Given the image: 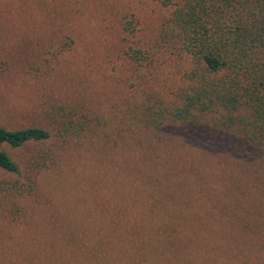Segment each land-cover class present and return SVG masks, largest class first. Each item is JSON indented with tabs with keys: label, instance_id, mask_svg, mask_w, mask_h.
<instances>
[{
	"label": "rangeland",
	"instance_id": "1",
	"mask_svg": "<svg viewBox=\"0 0 264 264\" xmlns=\"http://www.w3.org/2000/svg\"><path fill=\"white\" fill-rule=\"evenodd\" d=\"M171 15L155 0H0V126L52 133L3 147L20 173L0 171V264H205L203 248L220 264H264V149L139 122V106L182 86L161 42ZM132 18L142 67L126 55ZM60 107L97 132L62 144L48 114ZM175 229L193 251L158 258Z\"/></svg>",
	"mask_w": 264,
	"mask_h": 264
},
{
	"label": "trees",
	"instance_id": "2",
	"mask_svg": "<svg viewBox=\"0 0 264 264\" xmlns=\"http://www.w3.org/2000/svg\"><path fill=\"white\" fill-rule=\"evenodd\" d=\"M155 1L172 10L161 42L179 57L185 69L182 86L172 97L156 95L137 108L139 122L156 136L167 125L181 130L207 129L233 133L247 145L264 149V0ZM123 31L132 39L126 55L134 64L144 66L149 55L133 45L138 22L125 19ZM48 114L54 117L55 135L62 144L97 132L95 120L76 110L60 107ZM51 138V131L45 128L10 130L0 126V171L20 173L4 146L18 149ZM179 229H175L177 243L163 246L155 256L163 259L168 250L185 243L193 251L192 238ZM213 249L203 248L205 264H220L211 258Z\"/></svg>",
	"mask_w": 264,
	"mask_h": 264
}]
</instances>
